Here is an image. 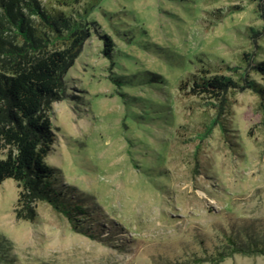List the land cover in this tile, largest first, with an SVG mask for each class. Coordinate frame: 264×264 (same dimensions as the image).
<instances>
[{"label": "rangeland", "instance_id": "obj_1", "mask_svg": "<svg viewBox=\"0 0 264 264\" xmlns=\"http://www.w3.org/2000/svg\"><path fill=\"white\" fill-rule=\"evenodd\" d=\"M41 1L74 18L81 10ZM91 18L98 27L67 74L71 97L52 105L57 142L46 161L74 186L93 236L43 201L35 221L19 220L9 178L0 264H264L261 254L197 260L232 229L264 233L261 100L249 88L228 91L223 131L219 120L208 127L214 100L179 86L202 68L239 76L244 52L264 60V11L241 0H103ZM103 31L116 43L110 57Z\"/></svg>", "mask_w": 264, "mask_h": 264}, {"label": "trees", "instance_id": "obj_2", "mask_svg": "<svg viewBox=\"0 0 264 264\" xmlns=\"http://www.w3.org/2000/svg\"><path fill=\"white\" fill-rule=\"evenodd\" d=\"M53 1L68 9L79 6L78 17L74 18L68 10L48 8L41 0H0V151L5 155L0 158V185L9 178L17 182L15 216L19 220L35 221L38 215L35 204L43 201L67 218L75 231L92 237L82 227L86 216L90 220L92 217L70 196L74 186H62L60 169L46 159L57 142L52 105L71 97L67 74L91 30L98 27L91 15L103 0ZM241 1L255 2L258 10L264 11V0ZM242 9L240 4L234 5L228 13ZM224 15L227 14L219 18ZM99 37L104 42V54L110 57L115 41L104 31ZM241 62L243 71H239V76L212 75L209 68H202L179 84L187 94L214 100L211 104L216 115L209 120V128L219 120L222 110L227 111L230 106L228 91L251 89L259 96L264 112V84L252 79L251 74L264 77V60L253 58L249 51L242 53ZM219 122L225 131L223 122ZM237 253L264 255V233L255 227L236 232L232 229L223 236L218 249L197 260L220 263Z\"/></svg>", "mask_w": 264, "mask_h": 264}]
</instances>
